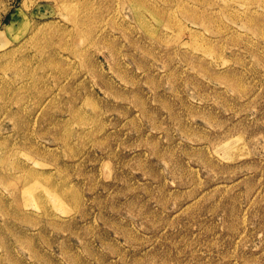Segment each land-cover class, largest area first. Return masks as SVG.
<instances>
[{
	"label": "rangeland",
	"instance_id": "374dc122",
	"mask_svg": "<svg viewBox=\"0 0 264 264\" xmlns=\"http://www.w3.org/2000/svg\"><path fill=\"white\" fill-rule=\"evenodd\" d=\"M0 264H264V0H0Z\"/></svg>",
	"mask_w": 264,
	"mask_h": 264
},
{
	"label": "bare ground",
	"instance_id": "6f19581e",
	"mask_svg": "<svg viewBox=\"0 0 264 264\" xmlns=\"http://www.w3.org/2000/svg\"><path fill=\"white\" fill-rule=\"evenodd\" d=\"M17 38H21V37H17ZM8 46H10V44H8L6 47H8ZM6 53H7V51H6ZM1 66H3V67H6V65H1ZM2 68V67H1ZM16 68V67H15ZM5 71V70H4ZM5 73V72H4Z\"/></svg>",
	"mask_w": 264,
	"mask_h": 264
}]
</instances>
